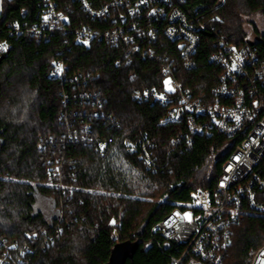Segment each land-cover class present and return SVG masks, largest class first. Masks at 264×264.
<instances>
[{
  "label": "trees",
  "instance_id": "16d2710c",
  "mask_svg": "<svg viewBox=\"0 0 264 264\" xmlns=\"http://www.w3.org/2000/svg\"><path fill=\"white\" fill-rule=\"evenodd\" d=\"M57 2L70 18L71 32L53 33L40 41L26 33L27 27L38 22V0L1 2L0 43L6 50L0 64V232L22 244L26 235L49 228L55 209L62 203L70 211L65 216L68 224L62 225L54 245L33 254L30 264H108L110 251L119 244L137 246L126 264H169L177 254L153 229L172 213V203L186 204L190 192L215 187L233 146L228 138L213 135L195 136L186 147L181 136L186 132L183 123L161 126L164 108L132 100L135 89H161L164 58L150 61L133 57L126 62L122 48L103 41L75 44V29L97 24L75 2ZM215 2L191 0L190 5L204 17L218 16L220 22L214 27L232 44H245L244 18H264V0H225L217 8ZM214 36L208 28L203 30L194 68L184 70L177 64L175 71L192 97L204 103L213 101L210 92L220 74L207 61L215 50ZM256 49L264 54V37ZM156 51L171 52L178 63L173 44L165 42ZM58 59L64 61L71 80L65 84L49 77L52 63ZM73 76L78 77L79 89L100 90L105 99L101 109L114 116L117 124L111 126L93 117L95 105L72 99ZM61 91L70 96L65 107ZM69 109L84 111V118L76 119L74 127L89 125L92 140L111 139L104 155L82 143H68L63 135ZM145 139L152 144L160 166L155 173L145 170L138 155L127 153L124 146L125 141ZM57 158L64 161V183L71 187L68 200L66 194L58 195L43 185L47 160ZM37 196L53 200L51 216L34 210ZM111 224L116 226L118 238ZM231 233L222 264H244L247 250L263 241L264 219L246 218Z\"/></svg>",
  "mask_w": 264,
  "mask_h": 264
},
{
  "label": "built area",
  "instance_id": "2783aa9c",
  "mask_svg": "<svg viewBox=\"0 0 264 264\" xmlns=\"http://www.w3.org/2000/svg\"><path fill=\"white\" fill-rule=\"evenodd\" d=\"M71 1L97 24L94 28L81 26L75 29V44L88 46L93 41H103L110 47L122 48L126 62L133 57L150 61L164 58L161 89H135L132 92L133 101L165 109L159 121L161 126L183 123L186 132L181 136L186 147L192 144L195 136L222 135L230 140L229 146L233 147L221 166L215 187L190 192L186 204L172 203V213L153 229L177 254L170 258L169 264H222L232 241L233 227L246 218L264 219V54L256 49L258 45H250L247 40L241 46L232 44L214 27V23L220 22L219 17L199 15L197 7L190 5L191 0ZM224 1L216 0L215 7ZM38 2V22L27 27L26 33L37 41L53 33L68 35L70 18L60 9L59 2ZM207 28L215 35V50L207 61L220 71L218 82L210 92L213 98L210 103L192 97L175 76L177 64L184 70L194 68L200 34ZM165 42L174 45L178 63L171 52L156 51ZM5 50L6 46L0 43V57ZM57 66H62L63 71L57 72ZM49 77L62 84L71 81L61 59L52 63ZM166 80L171 81L174 91L167 90ZM72 81L71 95L76 103L95 105L93 117L111 126L117 124L114 116L101 109L105 99L100 90L79 89L77 76H73ZM85 82L82 81V85ZM60 96L65 107L70 96L65 91H61ZM84 116L83 110L69 109L64 117L66 132L63 136L68 143H82L104 155L111 139L107 142L92 140L89 125L81 124L79 129L74 127L75 120ZM179 141H175L176 145ZM124 146L127 153L138 155L145 170L155 173L160 168L147 139L139 143L125 141ZM63 163L59 158L47 160L43 185L54 189L58 195L66 194L68 200L72 191L64 183ZM141 200L145 201V198ZM69 213L61 203L55 209V220L49 228L26 235L22 244L17 240L10 241L0 232V264H30L33 254L55 244L63 231L62 225L68 224L65 216ZM186 214L190 215V220L185 218ZM110 226L114 237L118 238L116 226ZM244 264H264V238L258 246L247 250Z\"/></svg>",
  "mask_w": 264,
  "mask_h": 264
},
{
  "label": "rangeland",
  "instance_id": "374dc122",
  "mask_svg": "<svg viewBox=\"0 0 264 264\" xmlns=\"http://www.w3.org/2000/svg\"><path fill=\"white\" fill-rule=\"evenodd\" d=\"M1 2L2 0H0V13ZM243 28L246 32L247 41H254L256 38L264 37V18L261 15L245 17ZM36 199L37 200L34 204V210L36 212L42 213L44 217L51 216L54 211L53 200L41 196H37Z\"/></svg>",
  "mask_w": 264,
  "mask_h": 264
},
{
  "label": "water",
  "instance_id": "95a60500",
  "mask_svg": "<svg viewBox=\"0 0 264 264\" xmlns=\"http://www.w3.org/2000/svg\"><path fill=\"white\" fill-rule=\"evenodd\" d=\"M250 45H258L261 42V38H256L254 41H247ZM4 60V56L0 57V64ZM136 244H119L116 245L112 251H110V257L108 264H126L130 260L135 250Z\"/></svg>",
  "mask_w": 264,
  "mask_h": 264
},
{
  "label": "snow or ice",
  "instance_id": "6c2138e0",
  "mask_svg": "<svg viewBox=\"0 0 264 264\" xmlns=\"http://www.w3.org/2000/svg\"><path fill=\"white\" fill-rule=\"evenodd\" d=\"M142 2H143V0H142ZM48 18L47 17H45V20H47ZM86 43V42H85ZM234 67H235V65H234ZM63 71V68H62V66H57V72H62ZM165 85L167 86V90L168 91H174V89L171 87V81H169V80H166L165 81ZM160 99H163V96H161L160 97ZM236 119H237V121H239V119H240V117L239 116H237L236 117ZM102 148H103V146H101ZM238 159V158H237ZM186 219H191V217H190V215H188V214H186V217H185Z\"/></svg>",
  "mask_w": 264,
  "mask_h": 264
}]
</instances>
